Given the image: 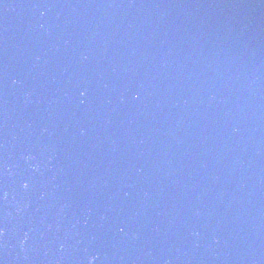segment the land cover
Wrapping results in <instances>:
<instances>
[{"label": "water", "instance_id": "obj_1", "mask_svg": "<svg viewBox=\"0 0 264 264\" xmlns=\"http://www.w3.org/2000/svg\"><path fill=\"white\" fill-rule=\"evenodd\" d=\"M0 264H264V0H0Z\"/></svg>", "mask_w": 264, "mask_h": 264}]
</instances>
